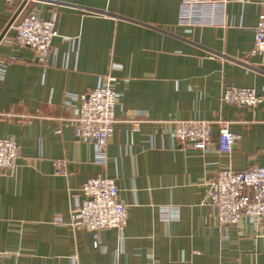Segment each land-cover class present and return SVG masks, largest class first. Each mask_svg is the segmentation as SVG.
<instances>
[{
    "label": "crops",
    "instance_id": "crops-1",
    "mask_svg": "<svg viewBox=\"0 0 264 264\" xmlns=\"http://www.w3.org/2000/svg\"><path fill=\"white\" fill-rule=\"evenodd\" d=\"M225 1L207 6L217 23L184 26L183 0H0V36L24 4L0 41V138L22 154L0 170V264H264V218L221 231L206 184L220 170L264 166V102L221 97L229 86L264 90V55L252 54L263 3ZM33 8L58 15L45 60L11 41ZM107 76L120 97L103 166L78 138L67 99ZM177 119L214 121L209 148L177 141ZM219 120L239 136L231 152L219 150ZM96 175L115 178L131 205L126 227L98 238L71 224L76 195ZM164 206L178 218H164Z\"/></svg>",
    "mask_w": 264,
    "mask_h": 264
},
{
    "label": "built area",
    "instance_id": "built-area-1",
    "mask_svg": "<svg viewBox=\"0 0 264 264\" xmlns=\"http://www.w3.org/2000/svg\"><path fill=\"white\" fill-rule=\"evenodd\" d=\"M259 21L255 27L252 54L264 55V0ZM225 0H183L179 23L196 26L217 23L218 13L207 6L224 4ZM210 4V5H209ZM220 7V6H219ZM56 12L49 19L41 16L38 8L14 24L16 34L11 41L19 47L32 48L41 60L53 48V39L59 36ZM6 64L0 62V77L4 76ZM115 76H107L99 85L82 94L70 92L67 104L75 109L71 118L79 139L95 146V160L103 166L108 164V144L117 121L115 107L120 93L113 82ZM222 101L230 104L257 106L264 102V90L258 93L253 88L229 86L222 93ZM221 124L219 150L231 152L239 136L230 131L228 122ZM174 138L182 144L207 150L212 141L214 121L207 119L174 120ZM21 146L13 138H0V170H12L21 157ZM66 160H57V168L65 172ZM208 194L215 207V219L221 231L237 225L243 216L259 224L264 218V166H252L246 170L224 169L207 179ZM120 187L115 178L96 175L83 185L76 195L72 225L93 232L96 238L108 228L124 229L128 223L131 205L120 199ZM175 207H162V216L168 220L178 218ZM56 223H63L62 216H55Z\"/></svg>",
    "mask_w": 264,
    "mask_h": 264
},
{
    "label": "water",
    "instance_id": "water-1",
    "mask_svg": "<svg viewBox=\"0 0 264 264\" xmlns=\"http://www.w3.org/2000/svg\"><path fill=\"white\" fill-rule=\"evenodd\" d=\"M26 2H27V0H25L24 3H26ZM23 5H24V4H23ZM23 5H22V7H23ZM22 7L19 8V10L16 12V14L14 15V17L12 18V20H11L10 23L8 24L7 28H6V29L4 30V32L1 34V36H0V41H1V39L3 38V36L5 35L6 31H7V30L9 29V27L12 25L13 21L15 20L16 16L18 15V13H19L20 10L22 9Z\"/></svg>",
    "mask_w": 264,
    "mask_h": 264
}]
</instances>
